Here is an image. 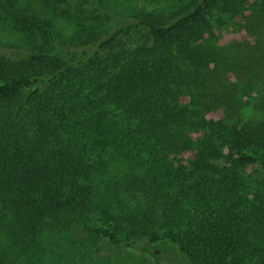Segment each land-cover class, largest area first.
Returning a JSON list of instances; mask_svg holds the SVG:
<instances>
[{
  "label": "trees",
  "instance_id": "1",
  "mask_svg": "<svg viewBox=\"0 0 264 264\" xmlns=\"http://www.w3.org/2000/svg\"><path fill=\"white\" fill-rule=\"evenodd\" d=\"M37 1L115 17L103 0ZM242 2L191 0L169 23L135 14L109 37L82 22L71 43L0 0L24 45H0V264H42L45 231L72 228L103 241L100 255L168 244L184 264H264V119L206 118L199 100L181 101L214 57L198 47L207 15Z\"/></svg>",
  "mask_w": 264,
  "mask_h": 264
},
{
  "label": "rangeland",
  "instance_id": "2",
  "mask_svg": "<svg viewBox=\"0 0 264 264\" xmlns=\"http://www.w3.org/2000/svg\"><path fill=\"white\" fill-rule=\"evenodd\" d=\"M191 0H103L104 12L92 20L82 21L63 17L42 6L37 0H21V5L30 12L50 21L59 36L71 43H77L79 24L83 22L89 30L110 36L115 31H124L135 14H152L170 22L175 14ZM238 6H217L209 12L210 30L199 40V50L212 49L214 57L207 52L208 63L200 78L193 81V96L183 97V103L199 100L200 115L206 118L231 119V123L255 122L264 119V0H243ZM235 11H232V9ZM75 40V41H74ZM73 41V42H72ZM0 45L7 48L22 47L19 34L0 21ZM227 90L231 96L232 108L228 109L217 97V89ZM216 99V100H215ZM225 102V104H224ZM223 107L226 111L223 112ZM94 219H92L93 221ZM50 235L40 240L42 264H53L51 252L60 254L56 264H184L175 249L168 244L152 245L148 249H119L95 254L96 249L108 248L103 241H89L83 233L74 228L68 232ZM61 235V236H60ZM52 236V237H51ZM47 240V241H46ZM86 248L81 258L78 248ZM67 249L65 258L62 250ZM53 256V255H52ZM100 258H99V257ZM99 260H101L99 262Z\"/></svg>",
  "mask_w": 264,
  "mask_h": 264
}]
</instances>
